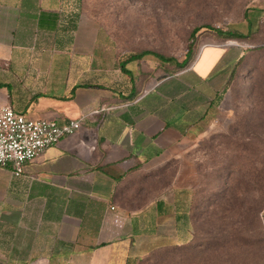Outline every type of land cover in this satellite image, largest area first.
<instances>
[{"label":"crops","instance_id":"1","mask_svg":"<svg viewBox=\"0 0 264 264\" xmlns=\"http://www.w3.org/2000/svg\"><path fill=\"white\" fill-rule=\"evenodd\" d=\"M68 1L0 0V109L81 124L20 176L0 167V264H140L192 238L187 157L241 56L206 46L177 70L95 37L89 63Z\"/></svg>","mask_w":264,"mask_h":264},{"label":"rangeland","instance_id":"2","mask_svg":"<svg viewBox=\"0 0 264 264\" xmlns=\"http://www.w3.org/2000/svg\"><path fill=\"white\" fill-rule=\"evenodd\" d=\"M68 4L89 63L95 37L105 52L149 51L181 61L195 28L200 30L191 60L206 46L241 56L229 64V82L213 125L194 141L187 157L192 238L185 245L153 251L141 264H264V0ZM204 27L243 35L251 30V36L220 40Z\"/></svg>","mask_w":264,"mask_h":264},{"label":"built area","instance_id":"3","mask_svg":"<svg viewBox=\"0 0 264 264\" xmlns=\"http://www.w3.org/2000/svg\"><path fill=\"white\" fill-rule=\"evenodd\" d=\"M80 128V121L59 125L51 119H29L11 107H4L0 109V167L10 166L18 177L26 163L63 138L76 135Z\"/></svg>","mask_w":264,"mask_h":264},{"label":"trees","instance_id":"4","mask_svg":"<svg viewBox=\"0 0 264 264\" xmlns=\"http://www.w3.org/2000/svg\"><path fill=\"white\" fill-rule=\"evenodd\" d=\"M245 18H247L246 14H245ZM204 28L209 29L212 32H214L216 34V37L218 39H220V40H242V39H247V38H249L251 36V30H249L246 35H243V34L238 33V32H224L222 30L212 29L210 27H204ZM199 30H200L199 28H195L192 31V33L190 34V37H189L190 38V42H189V45L187 47V51L185 53V58L180 63H178L174 58L164 57V56H161L159 54H156V53H153V52H149V51H142V52H139V53H135L132 58H133V60H139L145 55H151L154 58H156L157 60H159L162 64H168L169 66H174L175 69H177V70H182V69L187 67V65L190 63V60L192 59L193 49L195 47L194 38H195V34ZM126 73L128 74L127 71H126ZM144 260L145 259H143L141 261V263Z\"/></svg>","mask_w":264,"mask_h":264}]
</instances>
